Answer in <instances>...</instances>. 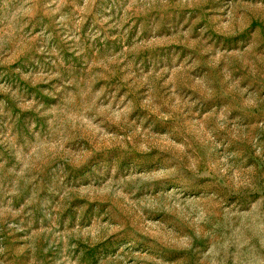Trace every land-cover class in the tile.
<instances>
[{
	"label": "rangeland",
	"instance_id": "obj_1",
	"mask_svg": "<svg viewBox=\"0 0 264 264\" xmlns=\"http://www.w3.org/2000/svg\"><path fill=\"white\" fill-rule=\"evenodd\" d=\"M0 264H264V0H0Z\"/></svg>",
	"mask_w": 264,
	"mask_h": 264
}]
</instances>
